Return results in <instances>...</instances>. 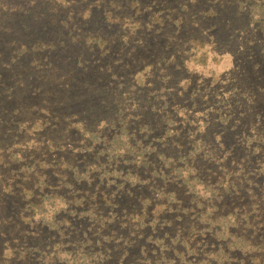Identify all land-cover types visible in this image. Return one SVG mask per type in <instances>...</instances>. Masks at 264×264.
Listing matches in <instances>:
<instances>
[{"label": "rangeland", "instance_id": "1", "mask_svg": "<svg viewBox=\"0 0 264 264\" xmlns=\"http://www.w3.org/2000/svg\"><path fill=\"white\" fill-rule=\"evenodd\" d=\"M220 1L0 0V264H62L80 238L110 250L104 264H176L187 249L195 259L205 253L206 238L195 237L201 229L192 230L200 222L193 199L210 197L211 188L197 183L189 192L181 184L168 206L147 185L135 189L129 181L122 193L106 186L107 178L100 182L106 155L97 145L90 148L88 137L101 132L110 138L119 114L127 129L122 140L149 147V159H251L240 137L227 153L214 133L219 125L205 123L207 111L217 117L218 108L207 110L213 104L222 112H245L262 91L251 96L239 89L232 81L237 56L209 44L213 33L202 15L213 5L215 12L227 6ZM68 102L75 107L67 109ZM205 129L211 135L204 140ZM193 141L198 150L190 154ZM259 146L257 159H264ZM86 164L96 177L90 189L101 198L97 208L65 218L60 233L47 230L44 222L73 195L63 182L74 181V169ZM41 170L55 188L46 182L32 190ZM184 173L175 176L181 181ZM203 180L226 196L237 191L233 182ZM39 202L44 210L32 205ZM123 210L133 216L123 217ZM141 211L148 217L139 218Z\"/></svg>", "mask_w": 264, "mask_h": 264}, {"label": "trees", "instance_id": "2", "mask_svg": "<svg viewBox=\"0 0 264 264\" xmlns=\"http://www.w3.org/2000/svg\"><path fill=\"white\" fill-rule=\"evenodd\" d=\"M213 1L210 4L215 5L220 0ZM224 1H227V6L218 7L221 9L220 11L215 12L213 5L207 13L202 15V19L210 24L211 28L208 32L213 33L212 37L208 39L209 44L214 46V50L237 56L233 62L232 81L239 89L246 90L251 96L262 91L259 100L254 103L250 102L254 106H247L245 112L233 110L236 107L229 108L232 112H222V106L217 107V104H213L207 110L212 111L213 108H218L217 117H208L210 112L207 111L205 123L219 125L218 130L214 133L220 136L221 141L218 144L227 153L236 146L237 139L240 137L241 145H245V152H252L249 156L251 159H244L245 162L238 159H170L164 156H160V159H149L146 155L148 153H145L149 147L142 148L141 142L133 144L130 137H127L130 143L122 140V135L125 131L127 133V129L125 128L126 123L119 114L116 115L119 125L110 138L102 135L101 132H90L88 137L91 143L89 147L94 148L97 145L101 155H106V159L100 163L102 168L100 182L107 178L105 185L121 188L122 193L125 192L123 190H127L131 186L129 181L131 184H135V189L147 185V188L154 194L164 196V204L168 206L170 201L174 200L176 187L181 184H184L183 188H188L189 192L196 191L197 183L204 184L206 190L211 188L210 197L200 195L205 199L198 196L193 199L199 209L198 211L194 208V211L197 212L200 222L196 223L192 230L201 229L195 233V237L206 238V244L203 248L201 247L205 253L198 254L200 258L195 259L189 257L192 251L187 249L185 257H182L181 262H176V264L183 262L184 264H264V159H257L256 154L259 145H261L259 147H264V69L261 68L264 65V0H222V2ZM213 17L216 24L211 26ZM195 40L193 39V41ZM257 66L261 67L254 70L253 67ZM38 72L39 79L46 78L45 74L41 71ZM184 89V92L187 93L186 86ZM187 100H192V105H194L191 93ZM111 103L104 105L106 107ZM222 104L223 102L220 103V105ZM67 107L69 109L75 105L68 102ZM250 108L252 112H248ZM112 110L114 109L112 108ZM212 112L214 113V111ZM253 117L256 119V123L252 120ZM257 123L258 125H256ZM209 132L211 135V131L205 129V134L201 138L208 139ZM131 134L134 133L131 132ZM187 138L188 134H186ZM193 138L195 137L193 136ZM195 141L192 144L194 147H190V154L198 150ZM131 154L133 156H130ZM113 155L118 156L119 159H115ZM216 157L219 156L213 158ZM78 167L73 171L74 181L70 177L68 182H63L65 187H71L73 195L63 197L62 201H65V206L59 208L53 213L50 220L44 222V228L48 227L47 230L52 229L60 233V226L64 221H70L72 215L78 218L79 215L88 214L92 206L94 209L97 208V201L101 198L95 195L96 191L91 193L90 189H95L96 186L93 182L96 177H92L89 164H86L82 171ZM46 172L41 170L37 173L36 180L31 187L33 191L36 190L38 183L45 184L47 182L49 187L55 188L50 180L51 174L46 177ZM183 173L186 174V177L181 181L178 180L175 175L182 176ZM239 175L241 176L237 177ZM214 177L220 178V182H233L234 188L237 189L236 193L232 194L229 191V195L226 196L224 191L213 187L210 181L203 180ZM76 194L80 195L76 196ZM126 195H132V200L136 198L135 192L127 191ZM37 197L39 196L37 195ZM42 197L45 199L50 195ZM32 205L44 210L43 202L32 203ZM60 211L64 217H61V213L57 215ZM122 213H124L122 216L127 219L133 216H127L124 210ZM143 213L144 211H141L138 217L147 218L148 215ZM83 240L80 238L79 244L74 247V252H65L66 254L71 253V258L63 260L60 258V261H63L62 264H104V251L109 253L110 250L108 252L100 245H89L91 241L88 239ZM158 240L161 242L162 238L157 237L154 242L158 244ZM67 243L69 244L70 241ZM79 259H82L80 263L77 262Z\"/></svg>", "mask_w": 264, "mask_h": 264}]
</instances>
